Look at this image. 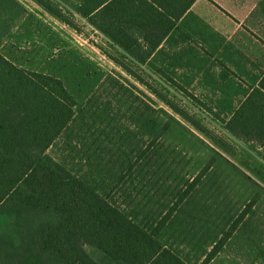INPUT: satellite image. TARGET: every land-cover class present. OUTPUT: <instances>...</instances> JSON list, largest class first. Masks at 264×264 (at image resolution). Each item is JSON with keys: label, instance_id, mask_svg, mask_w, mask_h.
<instances>
[{"label": "trees", "instance_id": "1", "mask_svg": "<svg viewBox=\"0 0 264 264\" xmlns=\"http://www.w3.org/2000/svg\"><path fill=\"white\" fill-rule=\"evenodd\" d=\"M62 1L198 103L155 64L197 0ZM115 60L168 108L110 73L76 110L62 79L0 52V205L36 213V245L49 264H213L255 200L229 230L215 220L214 236L195 260L168 244L165 231L190 218V228L203 232L206 206L193 201L208 179L220 188V175L211 174L221 163L242 173L256 195L261 187L200 134L227 149L223 137ZM217 116L228 134L264 148V75L231 116ZM243 246L250 252V242ZM0 264L20 263L0 256Z\"/></svg>", "mask_w": 264, "mask_h": 264}, {"label": "rangeland", "instance_id": "2", "mask_svg": "<svg viewBox=\"0 0 264 264\" xmlns=\"http://www.w3.org/2000/svg\"><path fill=\"white\" fill-rule=\"evenodd\" d=\"M223 13L230 18L221 20L219 15ZM178 27L180 32L159 48L155 64L194 95L198 103L167 77L130 57L64 1L0 0V52L22 67L62 79L76 100V110L110 73L127 78L157 105L168 108L147 86L129 75L116 62L119 59L223 137L227 149L216 146L193 128L255 181L261 187L260 194L256 195L258 190L251 182L239 176L242 173L221 163L211 174L220 175V188L211 187L208 179L193 201V207L206 206L205 216L209 218L203 221V232L197 234L190 228V218L184 222L179 219L165 231L164 239L183 256L195 260L214 236V221L229 230L233 220L255 200L230 244L213 264H264V148H251L228 134L217 118L230 116L264 73V0H200ZM35 218L31 210L0 205V256L20 264H49L36 245ZM247 242L251 243L250 252H246L249 244L243 246ZM236 252L240 253L238 259Z\"/></svg>", "mask_w": 264, "mask_h": 264}, {"label": "crops", "instance_id": "3", "mask_svg": "<svg viewBox=\"0 0 264 264\" xmlns=\"http://www.w3.org/2000/svg\"><path fill=\"white\" fill-rule=\"evenodd\" d=\"M199 1H200V0H197V1L194 3L193 6H195ZM193 6L191 7V9L193 8ZM228 14H230V13H228ZM230 15H231V14H230ZM184 16H185V15H184ZM184 16H183V17H184ZM219 17H220L221 20H223V21L227 20V18H230V17L226 16L225 13H223L222 15H219ZM178 24H179V22H178ZM162 45H163V44H162ZM162 45H161V46H162ZM161 46H160V47H161ZM158 50H159V49H158ZM158 50H157V52H158ZM1 53H2V52H1ZM2 54H3V53H2ZM3 55L5 56V54H3ZM6 57H7V56H6ZM7 58H8V57H7ZM8 59H9V58H8ZM10 60H11V59H10ZM11 61H12V60H11ZM13 62H14V61H13ZM14 63H15V62H14ZM15 64H17V63H15ZM17 65H19V64H17ZM156 65H157V64H156ZM19 66H20V65H19ZM157 66H158V65H157ZM20 67H22V66H20ZM159 67H161V66H159ZM23 68H26V67H23ZM26 69H28V70H32V71H37V70L29 69V68H26ZM38 72H40V71H38ZM43 73H44V72H43ZM263 75H264V73H263ZM263 75H262V76H263ZM262 76H261V77H262ZM260 79H261V78H260ZM260 79H259V81H260ZM172 80H173V79H172ZM174 81H175V80H174ZM259 81L257 82V84L253 85V86L250 88V91L252 90L253 87H255V86L258 85ZM176 82H177V81H176ZM250 91H249V92H250ZM248 94H249V93H248ZM248 94H247V95H248ZM245 98H246V97H245ZM245 98H244V99H245ZM244 99H243V100H244ZM240 104H241V103H240ZM240 104H239V105H240ZM234 111H235V110H234ZM232 114H233V113H232ZM232 114H231V115H232ZM231 115H230V116H231ZM236 254H237L236 258H239L240 253H237V252H236Z\"/></svg>", "mask_w": 264, "mask_h": 264}]
</instances>
